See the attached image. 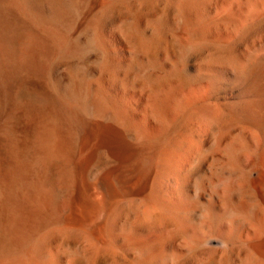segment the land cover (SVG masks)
<instances>
[{
    "label": "bare ground",
    "instance_id": "obj_1",
    "mask_svg": "<svg viewBox=\"0 0 264 264\" xmlns=\"http://www.w3.org/2000/svg\"><path fill=\"white\" fill-rule=\"evenodd\" d=\"M114 1L0 0L3 26L35 20L54 59L74 51L79 30L103 14L102 48L92 56L99 87L67 77L64 93L48 100L59 106L53 116L34 110L18 123L10 110L20 81L0 67V245L11 244L1 225L9 227L17 200L23 211L12 214L28 218L16 216L17 225L31 229L29 219L47 211L55 221L34 239L30 264L64 261L65 235L83 240L66 247L73 256L110 247L137 264H205L215 254L222 264H264V0H117L113 10ZM179 114L188 116L184 134L169 130ZM24 135L39 174L19 159ZM15 176L29 178L16 199ZM17 227L8 235L25 226ZM1 251V262L23 260Z\"/></svg>",
    "mask_w": 264,
    "mask_h": 264
},
{
    "label": "rangeland",
    "instance_id": "obj_2",
    "mask_svg": "<svg viewBox=\"0 0 264 264\" xmlns=\"http://www.w3.org/2000/svg\"><path fill=\"white\" fill-rule=\"evenodd\" d=\"M115 4H118V1L117 0H115L113 2V4L111 5V7H112L113 10H115L117 8L116 7L117 5H115ZM77 12H73V14L71 13L72 15L70 14V18H71L72 21L76 20V18L79 17L78 16L79 13H77ZM101 12L102 11H99L98 12L99 14H97V16H96L97 18L95 17L94 24H88V23H86V24H88L90 26V28L87 25V27L84 28L85 30H83V28L80 29L81 31L79 30V33L77 35L78 37H76V39L74 41L75 42V45L77 44L76 47H75L76 50L74 49V51H71V53H69L68 55L66 54L67 56L66 55H63L62 57L61 56L58 57L57 58L58 60L52 58V54L50 52H49V54H44L43 49L44 50H47V48H46L45 45L50 46L51 43L49 44V42H45V45H44V44H42V41H40V43L38 42L37 36H38V33L39 32H38L37 23H36L35 20L30 19L29 17L27 18V16H22L24 18L23 21L25 23L23 22V24H22L21 22H18L17 25H14L13 27H11V30L8 29V28H6L5 26H3V23L0 21V25H1L0 26V62H1L0 67L9 69L11 72H14V75L16 76L17 80L20 81L19 83L16 82L15 83V87L13 88L14 90L12 89V91H13V93L11 95L12 96L11 97L12 104H11V110H10L11 112H17L16 121L18 123L20 121L21 122H24L25 121L24 118H26V116L29 115L30 113H32L34 110H37L38 112H45V113H48V111H49V115H52L53 116V114H55L57 112V109L59 110V106L56 105V106H53V107L52 106L51 107H48L47 106L48 100L49 99H55V100H57L58 97H60L61 92L64 91L67 88L66 87V83L68 82L67 81L68 80L67 77L69 78V81L71 80V82H77L78 84H82V85L84 83L87 84L88 85V88H89V91H93L94 92L96 89H98L99 86L97 84H99V78H101L102 75L100 76L101 71L99 70V68H96V66L98 65V61H94L96 59L94 57H92V56L95 55V53H98L100 51L99 49L102 48V44H103V43H101L100 38L98 37L100 35L99 34V31H98V33H96L97 32V28H99L96 25H98L100 23L99 20L102 19L101 16L103 15ZM26 19H29V20H26ZM33 21H34L35 24L33 23ZM96 22H98V23L96 24ZM66 24L67 25H70V22L69 23L68 22L65 23L64 24L65 25L64 27L62 25V28H63L64 31L65 30L66 31H69V27L70 26L67 27ZM86 24H84L83 26H86ZM28 27L30 28V31H29V28ZM64 28H67V29H64ZM82 33H84V34H82ZM87 33H88V35H87ZM92 33H93V35L96 34L95 41L98 44L96 42L95 43L97 45H95V43L93 44V42L91 41L92 40V37H93ZM82 38H83V40H82ZM79 42H80V44H79ZM87 52H89V53H87ZM86 55H88V56H86ZM82 64H84V65H82ZM36 67L38 68L37 70H36ZM92 67H94V69H92ZM80 68H83V69H80ZM88 71L90 72V74L88 73ZM80 73H81V75H80ZM32 75H34V76H32ZM126 75H129L130 76V75H132V73L128 74V72H127ZM130 77H132V76H130ZM20 78H22V79L20 80ZM96 80H97V84L95 85ZM43 81H44V83H43ZM47 81H48V84L46 83ZM36 84H38V85H36ZM40 84H41V86H40ZM43 84H45V85H43ZM42 86H44L43 89H41ZM61 89H63V90L61 91ZM62 93H64V92H62ZM50 111L52 112L51 114H50ZM179 115L176 116L171 121V123L169 125V130L172 133L180 132V130H181L182 132H180V133L181 134H184L185 133V130H186L185 126H187V124H188V116L186 114H181L180 116ZM83 116L84 117L87 116V110L86 109L83 111ZM183 116H185V118H183ZM47 120H48L47 123H50V122H52L53 119L48 118ZM170 127H171V129H170ZM20 140L23 141L25 143V145H23V148L20 149V153L21 154L19 153V156H20L19 159H21V160H23V159L25 160L26 159L25 161L28 160L29 162L28 161L27 162L30 163L31 167L33 166V169H34L33 173L39 174V171L37 170V167H36L37 165L35 163L36 162V159L32 156V154L30 152L31 151L30 148L32 147V140L27 135L22 136V138H20ZM25 140H26V142H25ZM23 151H25V152L23 153ZM27 153L28 154H31V155H28ZM23 157H25V158H23ZM31 160H34V161L31 162ZM33 162H34V164H32ZM28 186H29V178L28 177L23 178V177H20V176H15L13 178L11 184H10V187H9V192L11 194V197H15V199H16L17 196H21L23 194L24 190H26L28 188ZM17 203H18L17 200H13L12 201L11 205H9V208H8V215H10L9 212H12V213L15 214V211H17L16 214H19V216H20V213H18V212H20L21 210L23 211V209H20L22 207L19 204H17ZM13 205H15V206H13ZM12 213H11V216H9L10 217L9 219H11V217L13 216L12 219L10 220L11 221L10 225H9V223H7L9 225V227L7 225H5V224L3 226L1 225V230H2L1 231V236H4L3 238L1 237L2 243L4 244L5 242L6 243L7 242H9V243L11 242V244H9V245L7 244V247L5 246L6 244H4L5 249H3L4 247L0 245V248L3 247L2 248L3 250L1 249L2 251L1 250L0 251H1V253L2 252L4 253V250H5V252L8 250V252L11 255H13V256L14 255H17L16 260L19 259L18 261H21V259H23L21 262H23L25 260L23 263L19 262L20 264H25V262H27V264H30L31 263L30 261L36 260V259H33V257L35 256V253H34L35 251H32V250L34 248L36 249V247L38 246V243L41 241V238H42V236L44 234L43 231H46L47 229H51L55 225L54 224L55 221H53L54 219H52L53 217L50 214V211H47L45 214H42V216H41V214H39L40 216H38L36 214L35 215L36 218H35V216L33 218V219H36V222L35 221L33 222L32 221L33 219H31V221L29 219V221H28V222H31V225L29 224L31 227L28 225L32 229L31 230V229H28L26 227L27 226L26 225L27 222L25 221L26 223H24V221H22V220L28 219V218H26V216L24 214H21V217H19L18 215H16V216H18V218H21L22 219L21 220V223L19 225H17V222L19 223L20 222V219L16 218V220L17 219L18 220L17 221L14 220L16 216L14 214H12ZM21 213H23V212H21ZM46 214H49L50 216H47ZM44 215H45V217L47 216V218L49 217V219L45 218V220H44L43 219L44 218L43 217ZM132 215L134 216V214H126V216H125L124 219H125V221L127 223H129V221L131 223H134L135 222L136 217L135 216L133 217ZM23 216L25 217V219H23L24 218ZM37 216H38L39 219H37ZM40 217L42 218L41 221H40ZM14 221H16V222H14ZM39 221L40 222L43 221V222L40 223ZM46 221H48V222H46ZM44 222L45 223H48V224L45 225ZM13 223H16V224H13ZM32 223H34V224L38 223L39 225L42 226V228L44 226V229L45 230H43L41 228L42 229V231H41V229H39V231L41 232L40 233L41 235L39 234L40 235L39 237H38L39 231L37 229L40 228V226L36 224V226H38L37 229H36V226H33ZM52 223L54 225H52ZM21 224H24L22 226L23 227L25 226L24 227L25 229L24 228H20V227H22ZM16 225L20 229L24 230L26 234H27V230H30V232L28 231L29 233L27 235H25L22 232V230L20 231V230L17 229V231H16L15 230L16 227H17ZM4 226H7L8 228L6 229V227H4ZM32 226L35 227V228L33 229ZM46 226L48 228H46ZM2 227H4L3 228L4 231H5L4 233L7 234V237H5L6 234L5 235L3 234ZM13 227L15 228V229H13V231H16L17 233L11 231L12 233H10L9 234L10 236H9L8 235V232H10V231H8V229L9 230H12ZM19 231H20L21 234L23 233V235H25L27 237L26 238H25V236L24 237L23 236L21 237ZM16 234H19L20 235V237H19L20 239L19 240H18V238L17 239L15 238V237L19 236V235H16ZM36 235H37V238L35 237ZM64 237H65V239L67 241L66 240L64 241V239H63ZM64 237H62V238L59 239V241L61 240L60 242L62 243L63 247L65 246V250L68 253V254H65V255L67 257L69 256L68 259H67L66 256L64 257V258H66V259H64L65 262L62 261V262H64V264H93V263L94 264H137V262L135 260H133V259H130V257H129V259H127L128 256L126 257L125 254L121 253L122 252L121 250L116 249V248L113 249V248H110V247H107V248L105 247V249H104V247L103 248L102 247H99V249H98V247H97V249L95 247V250H94V248H92V251L90 249V250H87V251L83 252V254L80 253V254H77V255H74L73 256L72 254H70L68 252V250L70 249V247L73 248V247L78 246V244L80 246L83 245L82 244L83 243V240H80L79 237L77 238V237L69 236V235H65ZM5 238H7L8 240H10L11 238L12 239H16L17 241H15V240H12L11 241L10 240V241H4L3 242V239H5ZM23 239L26 240V243H25V241ZM34 239H36L38 241V243H36V245L34 243L35 242ZM38 239H40V240H38ZM69 240H70V242H69ZM78 240H79V242H78ZM22 241H23V243H22ZM73 243H75V244H73ZM66 244H68V245L71 244V245L67 246ZM66 247H67L68 250L66 249ZM100 248H101V250L102 249H104V250L99 251ZM26 249H28L29 251H27ZM30 249H32V250H30ZM24 250H26V251H24ZM90 251H91V254H90ZM109 251H110V253L107 254ZM22 252H24V254ZM26 252H28V254H30V255H28ZM31 252H33V253H31ZM99 253H101L102 255L99 254ZM24 256L25 257L28 256V258H25ZM206 257L204 258L205 259V264H222V262H223L222 255L219 256V254L209 255V256L206 255ZM12 259L15 262L14 258H12ZM27 259L30 260V261H28ZM13 261H10V262H8V261H2L1 262L0 261V264H4V263H6V264H9V263L10 264H13ZM62 262L60 264H62ZM110 262H112V263H110ZM16 263H18V262H16ZM35 263L36 264L37 263L39 264V261L38 262L36 261Z\"/></svg>",
    "mask_w": 264,
    "mask_h": 264
}]
</instances>
